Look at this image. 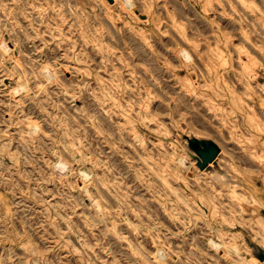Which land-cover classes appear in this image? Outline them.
Masks as SVG:
<instances>
[{
    "label": "rangeland",
    "instance_id": "1",
    "mask_svg": "<svg viewBox=\"0 0 264 264\" xmlns=\"http://www.w3.org/2000/svg\"><path fill=\"white\" fill-rule=\"evenodd\" d=\"M0 264H264V0H0Z\"/></svg>",
    "mask_w": 264,
    "mask_h": 264
},
{
    "label": "water",
    "instance_id": "2",
    "mask_svg": "<svg viewBox=\"0 0 264 264\" xmlns=\"http://www.w3.org/2000/svg\"><path fill=\"white\" fill-rule=\"evenodd\" d=\"M191 148L198 156L197 166L203 168L209 162L213 161L219 152V147L212 141H191Z\"/></svg>",
    "mask_w": 264,
    "mask_h": 264
},
{
    "label": "bare ground",
    "instance_id": "3",
    "mask_svg": "<svg viewBox=\"0 0 264 264\" xmlns=\"http://www.w3.org/2000/svg\"><path fill=\"white\" fill-rule=\"evenodd\" d=\"M110 5H113V4H111L110 3ZM114 6V5H113ZM133 9H134V7H133ZM145 19V18H144ZM4 47V46H3ZM5 48V47H4ZM183 52H186L185 50H182ZM188 59V58H187ZM18 65V64H17ZM44 68V67H43ZM77 75H79V73L77 74ZM262 75H260V77H261ZM83 77L81 76V79H82ZM84 79V78H83ZM85 80V79H84ZM190 80V79H189ZM260 82V81H259ZM191 83V82H190ZM8 84V83H7ZM196 84V83H195ZM15 85V84H14ZM43 86V85H42ZM44 87V86H43ZM34 122V121H33ZM31 129V128H30ZM33 129V128H32ZM138 138V137H137ZM81 148V147H80ZM82 149V148H81ZM221 157H222V155H221ZM220 158V157H219ZM180 163H181V161H180ZM225 168H226V165H225ZM219 177V176H218ZM247 260V262H255V261H257L258 260V258L257 257H251V258H247L246 259Z\"/></svg>",
    "mask_w": 264,
    "mask_h": 264
}]
</instances>
